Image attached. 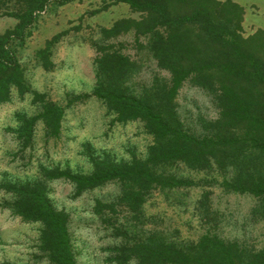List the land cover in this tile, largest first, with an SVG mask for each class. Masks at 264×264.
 <instances>
[{
    "label": "trees",
    "instance_id": "trees-1",
    "mask_svg": "<svg viewBox=\"0 0 264 264\" xmlns=\"http://www.w3.org/2000/svg\"><path fill=\"white\" fill-rule=\"evenodd\" d=\"M10 10L0 14L11 16L16 23L0 33V104L11 101L15 92L22 97L32 94L40 112L18 114L14 130L22 146L30 145L35 125L43 123L45 134L57 137L64 109L32 90L20 64L18 51L39 16L73 0H12ZM96 11L118 3L127 4L138 18L122 17L109 27L100 28L103 39L133 32L145 41L139 47L148 52L159 69L169 77L155 74L150 84L133 85L131 79L141 64L123 54L112 44H95V83L90 95L100 100L112 121H140L152 142L145 156L132 155L129 160H116L108 154L96 155L85 148L91 169L88 172L41 165L35 180L0 182V190L9 195L2 205L13 216L28 223H38L39 249L50 264H77L70 236V215L58 209L49 196L47 183L62 179L74 187V195L103 186L119 184L117 199L96 200L92 211L110 223V212L117 205L126 211V220H138L150 193H165L190 187L195 182L173 171L183 164L194 170H214L221 176L225 190L249 193L259 199L252 212L264 218V30L257 28L244 34L245 9L233 0H101ZM65 33L47 39L35 51L45 70L53 68L52 46ZM188 83L209 95L218 109L215 119L202 115L199 128L186 126L181 119L176 97ZM86 98L88 94L78 95ZM192 128V129H191ZM204 191V204L208 196ZM112 214V213H111ZM129 226L122 222L116 234L127 238L110 248V261L125 264H264V247L247 249L237 241H225L205 232L197 241L167 239L159 230L147 235L128 236ZM2 264H11L4 262Z\"/></svg>",
    "mask_w": 264,
    "mask_h": 264
},
{
    "label": "rangeland",
    "instance_id": "rangeland-1",
    "mask_svg": "<svg viewBox=\"0 0 264 264\" xmlns=\"http://www.w3.org/2000/svg\"><path fill=\"white\" fill-rule=\"evenodd\" d=\"M233 1L246 8L244 34L257 28L264 30V0ZM12 5V0H0V14L10 10ZM102 5L101 0H73L45 12L38 17L31 35L19 49V61L30 88L59 104L64 115L57 137L47 136L43 123L38 120L31 144L23 147L14 131L19 125L17 116L38 114L41 110L39 102L32 101L31 93L20 97L14 90L11 101L0 104V182L41 178V165L88 172L91 165L86 147L96 155L108 154L116 160H129L132 155L145 156L152 136L146 132L143 123L112 121L114 115L107 114L105 105L90 95L95 83L94 59L98 54L95 44H112L141 64V70L130 81L133 85H147L155 74L165 77L169 74L159 69L151 55L139 47L138 44L145 41L144 37L136 39L133 32H128L102 38L100 28L109 27L122 17L139 16L125 3L97 12ZM15 23L14 17L1 16L0 33ZM64 31L51 49L53 68L45 70L35 57V51L43 47L47 39ZM83 94L88 97L77 99ZM176 102L181 119L194 130L199 128V115L207 119L218 116L211 97L188 83L179 89ZM173 171L191 178L195 184L165 193L153 190L142 206L139 219L134 221L126 220V208L120 205L114 213H108L110 223L92 211L96 200L117 199L120 193L117 183L108 182L75 196L70 183L62 179L48 182L53 204L70 215L69 229L76 263L117 264L109 260L113 255L109 250L128 238L115 233V227L122 222L129 226H123L121 231L129 228L128 236L134 238L156 229L167 239L191 242L209 232L254 251L264 247V218L252 212L259 202L256 196L225 190L220 185L221 176L214 168L211 171L194 170L180 163ZM204 191L209 192L205 204ZM5 200H9V195L0 190V264H50L39 249L40 225L13 216L2 206ZM125 264L137 262L133 258Z\"/></svg>",
    "mask_w": 264,
    "mask_h": 264
},
{
    "label": "crops",
    "instance_id": "crops-1",
    "mask_svg": "<svg viewBox=\"0 0 264 264\" xmlns=\"http://www.w3.org/2000/svg\"><path fill=\"white\" fill-rule=\"evenodd\" d=\"M240 5H242V6H243V4H241V3H240ZM244 9L246 10V8H244ZM245 12H246V11H245ZM244 16H245V13H244Z\"/></svg>",
    "mask_w": 264,
    "mask_h": 264
}]
</instances>
